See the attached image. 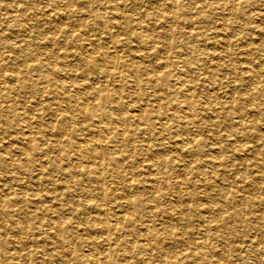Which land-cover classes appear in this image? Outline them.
Returning <instances> with one entry per match:
<instances>
[{
  "label": "rangeland",
  "instance_id": "rangeland-1",
  "mask_svg": "<svg viewBox=\"0 0 264 264\" xmlns=\"http://www.w3.org/2000/svg\"><path fill=\"white\" fill-rule=\"evenodd\" d=\"M0 22V264H107L90 252L149 232L178 259L200 249L193 264H264V0H0ZM58 102L68 119L52 132ZM97 134L106 158L77 162Z\"/></svg>",
  "mask_w": 264,
  "mask_h": 264
},
{
  "label": "bare ground",
  "instance_id": "bare-ground-1",
  "mask_svg": "<svg viewBox=\"0 0 264 264\" xmlns=\"http://www.w3.org/2000/svg\"><path fill=\"white\" fill-rule=\"evenodd\" d=\"M1 23V22H0ZM120 24H121V22H120ZM2 25V24H1ZM19 27H20V25H19ZM119 29V28H118ZM91 37V36H90ZM176 39V38H175ZM13 41V40H12ZM255 41V40H254ZM161 46V45H160ZM199 46V45H198ZM162 48V47H161ZM82 50V49H81ZM151 50V49H150ZM84 52V51H83ZM33 53H35V52H33ZM33 53H31L30 51H26V52H24V54H26V56H28V57H30V58H33V59H35L36 60V63L38 64L39 63V57H37L36 58V56L33 54ZM155 55V54H154ZM153 56V55H152ZM116 57V56H115ZM146 59V58H145ZM50 60V59H49ZM122 66V65H121ZM260 66V65H259ZM44 67H45V70L46 71H51L52 69L51 68H49V66L48 65H44ZM28 69H30V70H32L31 72H33L32 74H33V77L34 76H36V74H37V71H36V69L35 68H33V66L32 65H30V67L28 68ZM2 69L0 68V71H1ZM111 71V70H110ZM176 71V70H175ZM256 71V70H255ZM181 72V71H180ZM50 73V72H49ZM187 73V72H186ZM127 74V73H126ZM256 74V73H255ZM2 75V74H1ZM129 75V74H128ZM107 76V75H106ZM105 76V77H106ZM131 77H132V75H131ZM256 78V77H255ZM133 79V78H132ZM108 80V79H107ZM122 80V79H121ZM138 82V81H137ZM197 82V81H196ZM145 84V83H144ZM198 84V83H197ZM50 86H53V82L52 83H50ZM57 86H58V88H60L59 90H57L56 92L57 93H60V92H64V91H67V86L66 85H64V84H58L57 83ZM146 86V85H145ZM176 87V86H175ZM57 88V89H58ZM140 88H142V87H140ZM202 89V88H201ZM213 90V89H212ZM190 91H193V90H190ZM222 95V94H221ZM85 97V96H84ZM221 97V96H220ZM16 99V98H15ZM193 100H195V99H193ZM204 100V99H203ZM169 101V100H168ZM188 102V101H187ZM197 102V101H196ZM195 102V104H197ZM177 103V102H176ZM55 105H54V108H55V110H57V115H54V118L52 119L53 121L52 122H48L47 123V126H48V128L52 131V129L54 128V124L55 123H61L63 120H66V119H68V117H67V114H68V109L66 108V107H64L63 105H61V103L60 102H58V103H54ZM194 104V102H192L191 100H190V98H189V102H188V106H192ZM193 106H195V105H193ZM80 107L82 108V109H84L86 106H85V102H81L80 103ZM93 107H95L94 109H95V111L97 110L96 108H98V104H93ZM214 107V106H213ZM215 107H216V105H215ZM183 108H184V106H183ZM187 108V107H186ZM196 108V107H195ZM194 108V109H195ZM206 108H208V107H206ZM19 109V108H18ZM101 110V109H100ZM186 110V109H185ZM101 112V111H100ZM137 112V111H136ZM197 114V113H196ZM95 115H97L98 116V118H101V116L99 115V114H95ZM174 115V114H173ZM163 119V118H162ZM187 119V118H186ZM111 120V121H110ZM112 121H113V123H114V125H115V127H116V131H117V133L118 134H123L124 132H125V129H124V125H123V119H122V117L121 116H119L118 114H114V113H111V115H110V117H109V120H107L106 122H103L104 124H105V126L106 127H108V125H110V124H113L112 123ZM98 122H102L101 120H99ZM36 124V123H35ZM94 124V123H93ZM98 124V123H97ZM38 125V127H39V125L40 124H37ZM101 125V124H100ZM100 125H99V127H98V125H95L96 127H98V128H100ZM161 126V125H160ZM172 126V125H171ZM114 127V126H113ZM131 128V127H130ZM96 129V128H95ZM95 129H94V131H95ZM53 132V131H52ZM38 133V131H36L35 133H32V134H30V135H27L26 136V140L31 144V149H33V147H32V144L33 143H35V142H39L41 139V135L40 134H37ZM116 133V134H117ZM64 134H65V132H63V133H61V134H59V133H57V134H54L55 136H57V138L58 137H60V138H63V137H65L64 136ZM47 135V134H46ZM82 135V134H81ZM49 136V135H48ZM13 139V138H12ZM43 139V138H42ZM198 139V138H197ZM106 140V138H104L103 136H101V135H96V136H94V137H92V136H84V138H83V140H81V142H78L77 143V145H76V150L78 151V154H77V156L75 157V160L77 161V162H80V160H81V158L83 157V153L84 152H86V151H90V153L93 155V156H97V157H103L104 156V158H106V156H105V154H104V152L102 153L101 151V149H98L99 147H101V148H103V141H105ZM128 140V139H127ZM55 141H60V139L58 138V139H55ZM96 141V142H95ZM197 141V140H196ZM13 142V141H12ZM199 142V141H198ZM95 143H97V145L95 144ZM96 147H98V148H96ZM235 147V146H234ZM7 154V153H6ZM170 155V154H169ZM7 156V155H6ZM41 156V155H40ZM115 158V157H114ZM72 160V159H71ZM121 160V159H120ZM70 161V160H69ZM114 161H116V158L114 159ZM167 161V160H166ZM214 161V160H213ZM88 165H86V166H84V169H82V170H84V171H87V172H92L93 170H92V168H91V165H89V164H92L91 162H88L87 163ZM123 164H125V162H123ZM144 165V164H143ZM160 165V164H159ZM216 165V164H215ZM23 165L21 164V163H18V168L17 169H19L20 167H22ZM9 167V166H8ZM58 167V166H57ZM142 167V166H141ZM108 168V167H107ZM152 169V168H151ZM57 170V172H61V174H63V172L60 170V168H58V169H56ZM193 170V169H192ZM63 171H64V169H63ZM147 171V170H146ZM150 172V171H149ZM198 172V171H197ZM65 173V172H64ZM146 173V172H145ZM103 174V173H102ZM132 174V173H131ZM147 174H150V173H147ZM125 175V174H124ZM163 177V176H162ZM132 178V177H131ZM117 179V178H116ZM132 181L134 180V178L133 179H131ZM188 181H189V179H188ZM135 183V182H134ZM176 183V182H175ZM208 183H210V182H208ZM133 189V188H132ZM120 194V193H119ZM119 198H122V196H118ZM151 198H152V201L153 202H155L156 200H157V198H158V196H156V195H153V196H151ZM178 198V197H177ZM125 203H126V205L128 206V205H130L129 206V209H128V212H129V210H130V208H132L133 206H137V214L139 215V212H140V214L141 215H139V217L141 218L142 217V214L143 213H145V212H143L142 211V208L144 209V205H145V201L143 200V199H141V198H137L136 196L134 197V199H132V197L131 198H129V197H125ZM91 204V203H90ZM93 208H99V207H97V205H94L93 206ZM124 208V207H123ZM115 209V208H114ZM132 211H133V209L131 210V212L129 213L130 214V216L128 217V218H130L131 216H133L134 214H131L132 213ZM103 212H104V210H103ZM146 212H148V210H146ZM99 213H100V210H99ZM150 216H156V215H158L159 214V211L158 210H152V211H150L149 213H148ZM148 214L146 215V216H148ZM105 216V215H104ZM105 218V217H104ZM139 218V219H140ZM100 221H102V218H101V216H100ZM138 219V220H139ZM113 222V221H112ZM115 222H116V220H115ZM163 223V222H162ZM64 224V222H62L60 219H58V220H56L53 224H48V225H51V228L52 229H55L56 231H60V226H62ZM125 224V223H124ZM116 228H119V229H115V230H118V231H120L121 230V226H119L118 225V222H116ZM155 228V227H154ZM98 231H100L101 233H102V237H104V236H106V240H107V243H111V241L114 239V240H117V239H115L114 237H113V234L112 233H110L109 231H110V229H108L107 227H106V224H104V225H102L101 227H99L98 229H97ZM202 232V231H201ZM163 234V233H162ZM56 235H57V237L56 238H58V243L61 245V246H64L65 244L63 243V244H61L62 242V238H60V234L59 233H56ZM188 236V235H187ZM253 236V235H252ZM55 237V236H54ZM170 237V236H169ZM175 237H177V235H175ZM199 237V236H198ZM146 239H147V241L148 242H146V243H141V241H139L138 240V238H136L135 240L137 241H135V243H131V245L129 246V248L128 249H125V250H120V251H115V250H109V249H107V251L106 252H104V254L101 256V257H96L95 258V256H94V253H91L90 252V258H89V260H91L92 262H95V261H97V262H100L101 263V261H103V262H105V263H107V264H113L111 261H112V258H114L115 256H117V254H119V256H123L121 259H122V262L123 263H121V264H139L140 262H142L143 264H146V262L144 261V260H142V259H139V258H137L136 257V252L139 254V253H142V254H149L150 253V251H152L153 250V252L156 254V255H158L159 256V260H158V262H155V263H153V264H193V260L194 259H196V258H202L203 259V252L200 250V249H196V250H194V252H192V253H184V252H186V250H184V251H182L181 253H182V259L180 260V259H178L172 252H170L169 250H165L163 247H161V244H160V242H161V237H160V233L159 232H155V233H151V232H149V233H147L146 234ZM195 239V238H194ZM208 239V238H207ZM202 240V239H201ZM101 241V240H100ZM139 241V242H138ZM16 243H15V247H14V249L12 250V252L10 253V255H12L13 257L12 258H17V257H19V255L22 253V244H21V241L20 240H18V241H15ZM61 242V243H60ZM101 242H103V241H101ZM68 243V242H67ZM258 244V243H257ZM96 245V244H95ZM149 247V248H148ZM196 247V246H195ZM210 249H212V247L210 248ZM147 250V251H146ZM191 250V249H190ZM149 252V253H148ZM208 253V252H207ZM207 253H205V254H207ZM84 254V253H83ZM154 254V255H155ZM88 256V257H89ZM196 257V258H195ZM108 259H110V262L108 261ZM14 260V259H13ZM141 260V261H140ZM11 261V260H10ZM140 261V262H139ZM199 261V260H198ZM198 261H197V263H198ZM109 262V263H108ZM221 264H222V262H221Z\"/></svg>",
  "mask_w": 264,
  "mask_h": 264
}]
</instances>
